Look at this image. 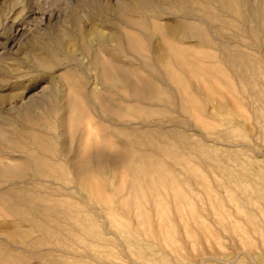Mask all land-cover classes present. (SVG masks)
Wrapping results in <instances>:
<instances>
[{"label":"rangeland","instance_id":"obj_1","mask_svg":"<svg viewBox=\"0 0 264 264\" xmlns=\"http://www.w3.org/2000/svg\"><path fill=\"white\" fill-rule=\"evenodd\" d=\"M0 242L264 264V0H0Z\"/></svg>","mask_w":264,"mask_h":264},{"label":"bare ground","instance_id":"obj_2","mask_svg":"<svg viewBox=\"0 0 264 264\" xmlns=\"http://www.w3.org/2000/svg\"><path fill=\"white\" fill-rule=\"evenodd\" d=\"M197 35H199V33ZM36 211L39 214H44V213L47 214L48 213V209H43V208L42 209L37 208ZM3 245L4 244L2 242H0V264H24L25 258L22 254H19L17 252H13L12 250H10L9 247L3 246Z\"/></svg>","mask_w":264,"mask_h":264}]
</instances>
